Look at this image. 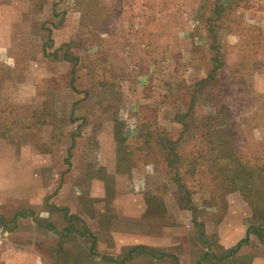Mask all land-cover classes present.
Returning a JSON list of instances; mask_svg holds the SVG:
<instances>
[{
  "label": "rangeland",
  "instance_id": "1",
  "mask_svg": "<svg viewBox=\"0 0 264 264\" xmlns=\"http://www.w3.org/2000/svg\"><path fill=\"white\" fill-rule=\"evenodd\" d=\"M0 264H264V0H0Z\"/></svg>",
  "mask_w": 264,
  "mask_h": 264
}]
</instances>
